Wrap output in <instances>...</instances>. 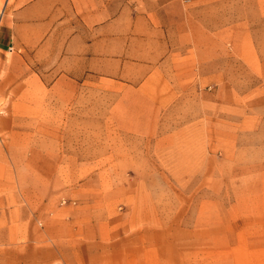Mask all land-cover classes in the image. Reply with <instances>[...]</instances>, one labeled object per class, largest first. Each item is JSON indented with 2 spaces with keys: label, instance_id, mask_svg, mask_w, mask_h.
Wrapping results in <instances>:
<instances>
[{
  "label": "rangeland",
  "instance_id": "1",
  "mask_svg": "<svg viewBox=\"0 0 264 264\" xmlns=\"http://www.w3.org/2000/svg\"><path fill=\"white\" fill-rule=\"evenodd\" d=\"M19 1L0 0V208L19 177L31 213L86 208L140 264H264V71L229 54V19L258 26L264 0H45L23 28Z\"/></svg>",
  "mask_w": 264,
  "mask_h": 264
},
{
  "label": "crops",
  "instance_id": "2",
  "mask_svg": "<svg viewBox=\"0 0 264 264\" xmlns=\"http://www.w3.org/2000/svg\"><path fill=\"white\" fill-rule=\"evenodd\" d=\"M21 3L23 4L22 0L19 1V4ZM45 5V0H34L21 6L18 12L21 28L24 27V23L26 24L28 12H33L41 17L46 15L48 8ZM0 14H3V8H1ZM243 16V19H238L239 22L243 21V24L239 23L240 28L235 17L233 20L229 19V22L232 23L229 25V31L232 32L229 54L231 58L233 55L234 61L240 58L247 64L248 54L256 53L260 55V68L264 71V17H262L264 15L260 16L258 26L253 25V20L247 19V14H243ZM47 25L46 21L41 24L43 33ZM101 28L102 25H100ZM237 29L239 35H244L246 40L250 39L251 48H249V42H246L244 51L240 49V43L237 41ZM257 31L260 38L255 36ZM100 34L98 39L101 43L99 59L102 61L103 57L107 56V45L106 38L102 36V32ZM2 46L4 47L5 44L0 42V48ZM90 69L93 68L90 67ZM98 69L102 70V64ZM10 182L18 188L17 191H14V197L22 199L25 205L20 200L18 206H9L6 210L3 207L0 208V264H140L138 250L135 255L134 248L131 250L124 248V240L122 241L115 225L110 228H101L100 224L92 223L90 218L76 217V214L89 213L88 209L80 207L44 206V208L31 213L27 208L24 196L27 190L23 180L15 177ZM35 187L40 191L39 185ZM33 213L36 217H40V221L38 225L35 224V227H32L34 224L31 225L32 221H30ZM14 222L17 223L14 225L16 233L14 237H11L8 231ZM31 243L35 245L29 246Z\"/></svg>",
  "mask_w": 264,
  "mask_h": 264
}]
</instances>
